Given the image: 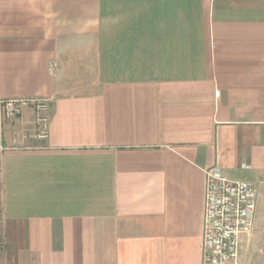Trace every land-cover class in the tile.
Here are the masks:
<instances>
[{"label":"crops","instance_id":"crops-1","mask_svg":"<svg viewBox=\"0 0 264 264\" xmlns=\"http://www.w3.org/2000/svg\"><path fill=\"white\" fill-rule=\"evenodd\" d=\"M0 264H208L207 170L256 183L264 0H0Z\"/></svg>","mask_w":264,"mask_h":264},{"label":"built area","instance_id":"built-area-1","mask_svg":"<svg viewBox=\"0 0 264 264\" xmlns=\"http://www.w3.org/2000/svg\"><path fill=\"white\" fill-rule=\"evenodd\" d=\"M33 108L47 136L49 102L41 98H0V118L21 116ZM203 250L208 264H241L240 237L253 229L257 187L248 180H234L219 167L207 170Z\"/></svg>","mask_w":264,"mask_h":264}]
</instances>
